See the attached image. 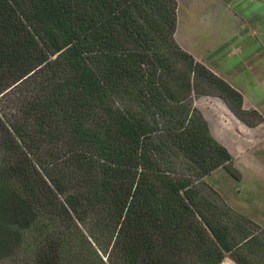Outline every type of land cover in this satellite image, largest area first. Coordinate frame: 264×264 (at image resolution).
I'll return each instance as SVG.
<instances>
[{
    "label": "trees",
    "instance_id": "trees-1",
    "mask_svg": "<svg viewBox=\"0 0 264 264\" xmlns=\"http://www.w3.org/2000/svg\"><path fill=\"white\" fill-rule=\"evenodd\" d=\"M176 9L0 0V264H264L204 181L239 176L192 101L262 117L176 44Z\"/></svg>",
    "mask_w": 264,
    "mask_h": 264
},
{
    "label": "crops",
    "instance_id": "crops-1",
    "mask_svg": "<svg viewBox=\"0 0 264 264\" xmlns=\"http://www.w3.org/2000/svg\"><path fill=\"white\" fill-rule=\"evenodd\" d=\"M175 2L176 44L237 91L242 96V109L254 110L262 117L259 125L249 128L237 120L219 98L193 99V105L207 121L211 135L228 150V144L219 137L221 124L235 122L241 131L264 130V0H192L187 13L188 35L196 47L191 49L186 48L179 37L180 3ZM199 101L212 107L219 106L223 119L217 113L208 114L202 110ZM247 145L254 148L258 144ZM259 226L264 229L263 225ZM219 264L236 263L224 257Z\"/></svg>",
    "mask_w": 264,
    "mask_h": 264
},
{
    "label": "rangeland",
    "instance_id": "rangeland-1",
    "mask_svg": "<svg viewBox=\"0 0 264 264\" xmlns=\"http://www.w3.org/2000/svg\"><path fill=\"white\" fill-rule=\"evenodd\" d=\"M178 1L181 20L179 37L186 48L191 49L196 47L195 43L189 41L188 35L187 13L192 0ZM202 102L199 101L198 106L208 114H221L219 106L212 107ZM5 111L12 112L10 108H6ZM221 118L223 119L222 116ZM248 119L253 121L250 117ZM218 133L229 146L228 152L232 157V164L238 173L239 180L233 179L219 168L210 173L204 181L222 197L229 207L264 226V130L241 131L235 122L234 124L228 122L226 125H220ZM247 144L258 145L251 148Z\"/></svg>",
    "mask_w": 264,
    "mask_h": 264
},
{
    "label": "water",
    "instance_id": "water-1",
    "mask_svg": "<svg viewBox=\"0 0 264 264\" xmlns=\"http://www.w3.org/2000/svg\"><path fill=\"white\" fill-rule=\"evenodd\" d=\"M116 259L114 257L111 258V263H114Z\"/></svg>",
    "mask_w": 264,
    "mask_h": 264
}]
</instances>
